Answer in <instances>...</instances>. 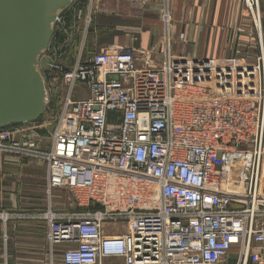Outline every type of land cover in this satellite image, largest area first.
I'll return each instance as SVG.
<instances>
[{"label": "built area", "instance_id": "2783aa9c", "mask_svg": "<svg viewBox=\"0 0 264 264\" xmlns=\"http://www.w3.org/2000/svg\"><path fill=\"white\" fill-rule=\"evenodd\" d=\"M240 2L260 41V0ZM92 7L74 0L57 18L39 67L47 151L35 130H0V153L42 160L47 198L73 200L70 212L49 205L37 216L50 256L62 247L61 264H264L263 50L244 66L176 57L165 6L162 63L152 51L88 54Z\"/></svg>", "mask_w": 264, "mask_h": 264}, {"label": "crops", "instance_id": "0c3cea01", "mask_svg": "<svg viewBox=\"0 0 264 264\" xmlns=\"http://www.w3.org/2000/svg\"><path fill=\"white\" fill-rule=\"evenodd\" d=\"M165 6L170 16L169 49L176 57L234 59L252 65L260 49L264 52V0L259 5L260 41L240 0H93L92 24L84 39L86 52L108 47L152 51L151 58L162 63L167 30L161 12ZM39 123L11 128L38 132L35 124ZM46 172L42 160L0 153V214L8 215L6 222L0 218V264H46V257L24 251L41 248L33 238V228L43 223L37 216L49 207L43 195ZM8 234L9 241L2 242Z\"/></svg>", "mask_w": 264, "mask_h": 264}, {"label": "water", "instance_id": "95a60500", "mask_svg": "<svg viewBox=\"0 0 264 264\" xmlns=\"http://www.w3.org/2000/svg\"><path fill=\"white\" fill-rule=\"evenodd\" d=\"M74 0H0V130L39 120L48 103L40 59Z\"/></svg>", "mask_w": 264, "mask_h": 264}, {"label": "rangeland", "instance_id": "374dc122", "mask_svg": "<svg viewBox=\"0 0 264 264\" xmlns=\"http://www.w3.org/2000/svg\"><path fill=\"white\" fill-rule=\"evenodd\" d=\"M45 54V53H44ZM47 55H43L40 59V67L44 66L47 60ZM223 63H226L228 65H239V66H244L248 64L241 63L239 61L235 62H228L224 61ZM241 63V64H240ZM250 65V64H249ZM46 116H44L45 118ZM40 124V123H39ZM39 124H35V126L38 128ZM51 124H47L46 126H43L41 129L38 130L39 138H40V149L42 151L45 150L46 146H48V143L50 141V132H51ZM43 195L45 199L48 200V204L50 207L52 206L53 209L65 213V212H70L74 210V205H73V200L70 196V194L66 191H57L53 193L52 198L48 199L45 193L43 192ZM45 224L44 223H37L36 226L33 228V235L34 239L37 240L39 243L38 246L41 248H35V249H24V251H30L33 250V253L36 254L39 257H46V264H61V258H60V252L62 251V247H58L56 252L54 253L53 256H50V253L48 252L46 246H45ZM4 235V234H3ZM9 234L8 237H2V242L6 243L9 241ZM2 248V247H1ZM9 264V263H7Z\"/></svg>", "mask_w": 264, "mask_h": 264}, {"label": "trees", "instance_id": "16d2710c", "mask_svg": "<svg viewBox=\"0 0 264 264\" xmlns=\"http://www.w3.org/2000/svg\"><path fill=\"white\" fill-rule=\"evenodd\" d=\"M37 121H39V120H37ZM13 126H16V125H13ZM13 126H10V127H13ZM9 128V127H8Z\"/></svg>", "mask_w": 264, "mask_h": 264}]
</instances>
